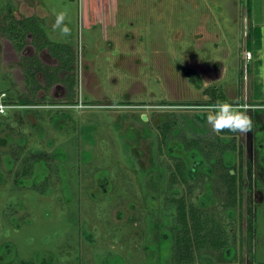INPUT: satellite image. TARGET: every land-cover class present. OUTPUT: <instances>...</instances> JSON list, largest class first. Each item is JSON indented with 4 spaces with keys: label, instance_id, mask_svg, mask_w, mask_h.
<instances>
[{
    "label": "rangeland",
    "instance_id": "1",
    "mask_svg": "<svg viewBox=\"0 0 264 264\" xmlns=\"http://www.w3.org/2000/svg\"><path fill=\"white\" fill-rule=\"evenodd\" d=\"M91 6L99 9L92 22L78 0H0V264H264V179L257 176L264 124L252 142L248 134L220 135L239 147L220 144L213 152L234 156L235 170L243 171L231 208L217 162L202 166V155L183 143H210L213 137H203L217 135L206 116L204 132L179 119L178 132L166 140L170 152L156 155L153 141L162 138L165 120L203 116L207 106L194 104L206 103L208 88L248 106L252 120L264 114L254 107L264 105V0H92ZM61 11L69 36L54 29ZM254 27L261 30L259 48ZM248 39L252 58L245 66ZM181 161L195 167L193 179L203 171L188 179L190 188L169 183ZM207 192L210 203L199 209L198 197ZM171 195L198 208L200 222L214 217L226 246L204 248L192 263L173 260L162 236Z\"/></svg>",
    "mask_w": 264,
    "mask_h": 264
},
{
    "label": "trees",
    "instance_id": "2",
    "mask_svg": "<svg viewBox=\"0 0 264 264\" xmlns=\"http://www.w3.org/2000/svg\"><path fill=\"white\" fill-rule=\"evenodd\" d=\"M248 4H249V6H248V12H249L250 7H251L250 2ZM248 34H249V32H248ZM252 35L255 38L256 45L259 48L260 37H261L260 28L254 27ZM247 50L248 51L252 50V43H251L250 39L247 40ZM63 51H65V50H63ZM65 52H67L69 55L72 54L70 52V50L65 51ZM56 53L59 54L60 52H56ZM66 60L69 61L70 59L66 58ZM66 63H68V62H66ZM186 75H187L189 81L194 86L198 87L199 78L197 76V73L195 74V71L193 69H188V70H186ZM211 89L213 91L210 94ZM205 95H207L208 97L210 96V98H208L206 103L194 104L196 107H201L202 105H205L208 107L212 104H215L218 101L231 102V101L227 100V98L225 97V95L222 93L221 90L219 91L216 88H208V90L205 91ZM21 103L24 104V101H21ZM259 105L260 104H258V106ZM239 106H242V105H239ZM254 107L258 108L257 106H254ZM180 113H182V112H180ZM203 114H204L203 115L204 117L201 116L200 114L195 115V113L193 115H190V116L186 115L185 113H182V114H177L175 117H173L170 120H165L164 125H162V127H161L162 128V131H161L162 138L157 139V140H153V141H155V144H156V148H155L156 153L155 154L161 155L162 152L164 151L163 148H166L165 151L170 152V149L167 147L166 140H168V138H169L168 134H170V133L174 134V133L178 132V130H179V127H178L179 119H184L183 121L186 122L185 124H188L189 128H191L192 130L195 131L198 129V130L204 132V127L202 125H205V116L207 114L206 113H203ZM199 117H201L200 121H198ZM173 119L176 121H174ZM171 120H173V122ZM170 124H172V125H170ZM181 124H184V123H181ZM255 124H256V122L254 119L253 120V128H252L251 132L248 133V138L251 142L253 140L255 129H256ZM199 125H201V126H199ZM185 127L188 128V126H185ZM207 130L208 129L206 127L205 131L207 132ZM236 134L237 133L224 131V132L220 133L219 135H215V136H208L207 137L205 135L206 137L204 136L203 139L213 137L210 143L199 144L197 142V141H199V140H197V138L192 139L190 142L189 141H183L186 149H189L190 153L202 155V157L200 158V160H202L201 161L202 166L205 163L206 159H209L208 161L211 160V162L212 161L217 162V164H218L217 166L223 171L220 174V177L222 178V180L225 184L224 185L225 190H226L225 195L228 198L227 207L229 206L230 208L234 206L236 190L237 189L240 190L242 188L243 171H242V168H239V171L235 170V167L233 165V162L235 160L234 156L226 157L224 159L215 158L213 156V152L215 150H220V147H219L220 144L222 146L224 144L227 149L234 151L236 149V147H239L236 144L235 140L234 139L231 140V139H228L225 137H221L220 135L235 136ZM232 138H234V137H232ZM199 139L201 140L202 138L200 137ZM212 147H214V149H211ZM249 150H250V148H249ZM262 150H263V148L261 149L260 154L262 153ZM261 158L264 162V156L263 155H261ZM194 162H196V161H194ZM152 164L153 165L155 164L153 159H152ZM164 166H165V164H164ZM200 167H201V165L197 166L196 168H200ZM174 169L175 170L173 172H170L171 173V177H170L171 180L169 181V183L171 185L174 184L176 181H180V183L187 185L186 183H187L188 179L189 178L193 179L189 175H191V173H192L191 169L195 170V167L188 169V164L185 165L184 162L181 161V162H177L175 164ZM165 170H166L167 174H169V171H171V170L167 169L166 166H165ZM231 170H233L234 173H231ZM245 171L247 173V178H248L247 180L249 183L248 189L250 190L251 189V180H254V179H252L253 172H252L251 160L249 157H247ZM201 172L203 173V171H199V172L195 171L196 174H194V176H195L194 179H196V177ZM166 180H167V178L164 181L165 183H167ZM165 186L170 189L169 184H167ZM170 192L179 193L180 191L177 188H174V189L171 188ZM208 193L209 192H207L206 195L204 194L203 196L198 197L199 204H197V207L199 209L205 208V206L208 205V203H210L209 195L207 196ZM176 197H173V195L166 196L167 204H168L166 211H167V213L168 212L170 213V217H168V215H166L163 219L165 226H166V224L170 225L167 228H165V232L162 234V236L165 239L166 245L169 246L168 251H169V254L171 253V258H173V260H175L178 263H192L194 260V257H195L194 250L200 251V250L204 249L205 247H210L212 249L220 250L221 248L225 247L226 246L225 230L220 224H217V222L214 221L215 218L212 216H209V217H207L208 221H205L203 219V221H205V222H203V221L200 222L199 216H196L198 208H195V206L193 204L187 205L186 199L183 196L180 195V196H178L179 198H176ZM206 199H207V203H206ZM247 212H248V214H247L248 224L246 226V232H247L246 243H247V248L250 251L252 244H253V238H254V232H255V230H254V225H255L254 219H255V217H254V211H252L251 207H249L247 209ZM172 215L173 216L175 215L173 217L174 219L172 218ZM192 220H193V222L190 225L189 222ZM176 223L178 224V228H175ZM204 224H205V226H204ZM189 228H191L193 231V232H191V234L189 232Z\"/></svg>",
    "mask_w": 264,
    "mask_h": 264
},
{
    "label": "clouds",
    "instance_id": "3",
    "mask_svg": "<svg viewBox=\"0 0 264 264\" xmlns=\"http://www.w3.org/2000/svg\"><path fill=\"white\" fill-rule=\"evenodd\" d=\"M54 29H59L64 36L71 35V29L65 24L66 12L55 13ZM248 106H238L235 102L218 101L204 109L207 124L211 130L219 135L224 131L239 133L246 136L253 128L252 117L248 114ZM255 110V109H252Z\"/></svg>",
    "mask_w": 264,
    "mask_h": 264
},
{
    "label": "crops",
    "instance_id": "4",
    "mask_svg": "<svg viewBox=\"0 0 264 264\" xmlns=\"http://www.w3.org/2000/svg\"><path fill=\"white\" fill-rule=\"evenodd\" d=\"M78 2H79V5L81 4L82 7H83V13H84L83 15L86 16V17L88 16L89 21L92 22L93 19L91 18V16L96 15L97 12H99V9L92 8V6H91L92 0H78ZM259 106H261V107H258L259 109L264 107V105H261V104ZM256 115L258 117L256 116L257 119L255 121L256 122V124H255V128H256L255 132L259 131L260 129H262V131L264 132V129L260 128L259 125H258L259 123L264 124V120H262L261 118H260V122L258 121L259 115H262L263 118H264V114L262 112H258L257 111ZM254 137H255V133H254ZM262 139L264 140V138H262ZM263 148H264V146H263ZM261 171H262V173H258V178L260 180H262V178L264 179V164L263 163H261Z\"/></svg>",
    "mask_w": 264,
    "mask_h": 264
},
{
    "label": "built area",
    "instance_id": "5",
    "mask_svg": "<svg viewBox=\"0 0 264 264\" xmlns=\"http://www.w3.org/2000/svg\"><path fill=\"white\" fill-rule=\"evenodd\" d=\"M252 58V54L250 51L246 50L244 52V57H243V60H244V63H245V66L248 65V62L251 60ZM1 107L4 105L2 103H0Z\"/></svg>",
    "mask_w": 264,
    "mask_h": 264
},
{
    "label": "flooded vegetation",
    "instance_id": "6",
    "mask_svg": "<svg viewBox=\"0 0 264 264\" xmlns=\"http://www.w3.org/2000/svg\"><path fill=\"white\" fill-rule=\"evenodd\" d=\"M19 101H20V100H19ZM21 101H23V99H22ZM21 101L19 102V105H20V106H21V104H20ZM24 101H25V100H24ZM250 150H251V149H250ZM258 173H259V172H258ZM258 173H257V176H258ZM206 248H207V247H205V249H206ZM208 248L210 249V247H208ZM197 252H199V251H195V250H194V255H196ZM201 255H202V254L199 253V254H197V257H199V259H201Z\"/></svg>",
    "mask_w": 264,
    "mask_h": 264
},
{
    "label": "water",
    "instance_id": "7",
    "mask_svg": "<svg viewBox=\"0 0 264 264\" xmlns=\"http://www.w3.org/2000/svg\"><path fill=\"white\" fill-rule=\"evenodd\" d=\"M142 118H143L144 120H146V119H147L145 115H142Z\"/></svg>",
    "mask_w": 264,
    "mask_h": 264
}]
</instances>
